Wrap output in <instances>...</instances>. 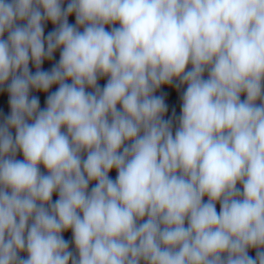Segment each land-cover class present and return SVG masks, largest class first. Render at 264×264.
I'll list each match as a JSON object with an SVG mask.
<instances>
[{"label": "clouds", "instance_id": "1", "mask_svg": "<svg viewBox=\"0 0 264 264\" xmlns=\"http://www.w3.org/2000/svg\"><path fill=\"white\" fill-rule=\"evenodd\" d=\"M5 98L0 264H264V0H0Z\"/></svg>", "mask_w": 264, "mask_h": 264}]
</instances>
